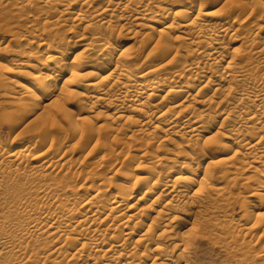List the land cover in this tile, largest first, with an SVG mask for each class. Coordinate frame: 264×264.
Masks as SVG:
<instances>
[{
  "label": "bare ground",
  "instance_id": "obj_1",
  "mask_svg": "<svg viewBox=\"0 0 264 264\" xmlns=\"http://www.w3.org/2000/svg\"><path fill=\"white\" fill-rule=\"evenodd\" d=\"M206 1L0 0L32 28L0 39V131L23 126L0 141V264H200L205 240L264 264V194L243 236L214 222L217 177L264 191V1Z\"/></svg>",
  "mask_w": 264,
  "mask_h": 264
},
{
  "label": "rangeland",
  "instance_id": "obj_2",
  "mask_svg": "<svg viewBox=\"0 0 264 264\" xmlns=\"http://www.w3.org/2000/svg\"><path fill=\"white\" fill-rule=\"evenodd\" d=\"M262 1H264V0H262ZM203 3L206 4L207 1L203 0ZM159 5L162 7L169 6V4H166L164 2H160ZM224 6H225V3L223 2V3H221V5L218 4L214 8H211L210 10L222 9ZM4 11L2 8H0V39L10 38L11 34L13 33L12 30L15 27H17L19 24L22 23L20 20L15 21L14 19L9 18V17H11L9 14H8L9 16L7 15L8 18L5 17L6 12H4ZM2 12L4 13V15H2L3 14ZM24 22H27V21H24ZM28 25H29L28 22L25 24L23 23L21 30L17 29V28H15V30L17 29L16 32H20V33L21 32L24 33V30L31 31L32 28L29 27ZM131 27L133 30L137 29L136 26H134V25ZM122 44L124 45V47L127 50L126 51L127 53L123 57L124 61L128 65H130L131 70L134 73H137L140 70H142L144 67H143L141 62L145 58L146 53L143 52L142 49H140V44H134L133 40L131 38H129V36H126V35L122 38ZM236 47H238V44L236 45ZM0 51L3 54L2 55L3 58L6 59V58H10L14 52L18 51V49L16 48L15 42L11 41L9 45L4 46V47H0ZM31 51H34V52H31ZM36 51H38L37 48L35 46H32V48H30L28 52L22 53V55L20 56V57H22L21 58L22 68H27L28 65H30V63L33 62L35 55H37V54H35ZM140 57H141V59H139ZM99 110H101V109L100 108L97 109V112H95V113H98ZM132 127H133L134 131H137L135 129H137L138 127H134V126H132ZM22 128H23V126H20L18 129L13 130L10 128V125H6L5 128L2 131H0V141L3 143L4 146H7V147L10 146L11 144H15V146H16V143L19 140V135L22 132ZM129 135H130V133H129ZM172 138L176 142H183V140H186V139H180L178 137H172ZM138 144H140V143H138ZM164 144L167 147L172 148V146L169 143H164ZM136 149L137 148L132 149V151H131L132 155L138 154ZM159 150H160L159 153H162L164 149H159ZM222 158H224V156L222 154H214L204 163V165L206 166V165H208L209 162H211L213 160H219ZM250 175H251L250 171H245L242 174L238 175V178L237 177L235 178L232 176V177H230L231 179H228V178L219 179V177H217L218 179L217 178L215 179V185L218 186L219 188L225 187L226 185H228L229 188H227L223 192V195L220 196V198H221L219 200L220 202L217 201V202L221 203V206L219 208L218 205H216L219 208L218 209L219 215H218V218L214 219V222L215 223H220V222L222 223V220L223 221L226 220L227 224L226 223L225 224L228 226V228L232 229L235 234H238V235L240 234L241 236H243V231L241 230L242 227L240 226L241 224H239V222H238V218L240 217V215H242L243 205H245V203H246L245 201H247V204H249L250 207H252V206L258 205V202L260 199L258 195L248 197L247 194L249 192H248L247 186L249 185L251 188L255 187L259 194H262V195L264 194V191L262 189L260 191V190H258L259 187L257 188L255 186L256 183L251 182L248 184L247 178L250 177ZM118 178L116 177V179H118ZM232 178H235V179L233 180ZM229 180H230V183L228 182ZM245 184H246V187H245ZM235 191L237 194L234 193ZM238 192L240 195L238 194ZM234 194H236V195L234 196ZM230 195H233V196H231V198L233 197L234 199H230L229 198ZM222 197H224V198L222 199ZM238 198H240V199H238ZM229 199H230V201H229ZM227 204L229 206H227ZM226 208H228L227 211H226ZM258 212H260V213L264 212V200H263L262 207L260 208V210ZM229 214H231V215H229ZM228 215L232 218L228 219L226 217ZM229 220H231V221L229 222ZM246 239L250 240L249 236ZM252 239H253L252 240L253 244L254 245L256 244L257 248L260 249L263 242L262 243L260 242L261 243V245H260V243H258L257 236L255 237L256 240L254 239V237ZM199 253L201 254V257H202L201 258L202 260H200V264H231L234 261V259H236L232 255H229L228 253H226V251L224 250V248L222 247L221 244L217 243L214 246H211V245H209L208 240L203 241V246H202V249L199 251Z\"/></svg>",
  "mask_w": 264,
  "mask_h": 264
}]
</instances>
